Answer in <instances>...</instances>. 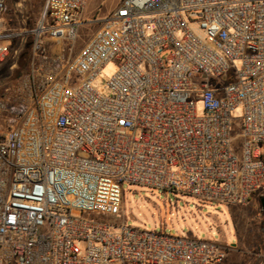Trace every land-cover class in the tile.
<instances>
[{
    "label": "built area",
    "instance_id": "2783aa9c",
    "mask_svg": "<svg viewBox=\"0 0 264 264\" xmlns=\"http://www.w3.org/2000/svg\"><path fill=\"white\" fill-rule=\"evenodd\" d=\"M86 2L17 26L0 0V66L20 70L0 81V264H221L219 243L105 218L123 184L228 206L264 190V0H122L75 54Z\"/></svg>",
    "mask_w": 264,
    "mask_h": 264
},
{
    "label": "rangeland",
    "instance_id": "374dc122",
    "mask_svg": "<svg viewBox=\"0 0 264 264\" xmlns=\"http://www.w3.org/2000/svg\"><path fill=\"white\" fill-rule=\"evenodd\" d=\"M121 2L122 0H87L81 16L82 24L78 28L74 43L75 54L90 40L99 22ZM16 3L20 5L15 7ZM42 4L43 0H7L6 17H11L17 26L23 25L18 20L20 16L29 26L33 25L37 22ZM235 65L239 66V62H235ZM116 68L115 61L109 62L94 80L93 87L102 91ZM18 71H11L9 64H3L0 66V81L14 77ZM76 82L77 77L72 76L71 84ZM213 82L215 80L211 78V83ZM241 114V108H237L232 114L229 132L231 149L239 159L242 157V140L238 137ZM260 194L264 196V190L255 192L245 206H228L123 184L119 216L105 219L111 223L123 222L141 230L163 231L172 236L210 240L226 249L222 264H255L257 254L264 253V219L259 203Z\"/></svg>",
    "mask_w": 264,
    "mask_h": 264
},
{
    "label": "trees",
    "instance_id": "16d2710c",
    "mask_svg": "<svg viewBox=\"0 0 264 264\" xmlns=\"http://www.w3.org/2000/svg\"><path fill=\"white\" fill-rule=\"evenodd\" d=\"M27 50H25L23 52V54L20 56V59H19V65H20L19 68L20 69L24 68V66L26 65L27 55H28V51ZM18 72H20V70ZM260 196H262V195L260 194Z\"/></svg>",
    "mask_w": 264,
    "mask_h": 264
},
{
    "label": "water",
    "instance_id": "95a60500",
    "mask_svg": "<svg viewBox=\"0 0 264 264\" xmlns=\"http://www.w3.org/2000/svg\"><path fill=\"white\" fill-rule=\"evenodd\" d=\"M259 203H260L261 213H262V216H263V219H264V196H261L259 198Z\"/></svg>",
    "mask_w": 264,
    "mask_h": 264
},
{
    "label": "crops",
    "instance_id": "0c3cea01",
    "mask_svg": "<svg viewBox=\"0 0 264 264\" xmlns=\"http://www.w3.org/2000/svg\"><path fill=\"white\" fill-rule=\"evenodd\" d=\"M19 5H20L19 3H16L14 6L17 7V6H19ZM14 6H13V9H14V13H15L16 10H15ZM221 264H222V263H221Z\"/></svg>",
    "mask_w": 264,
    "mask_h": 264
}]
</instances>
